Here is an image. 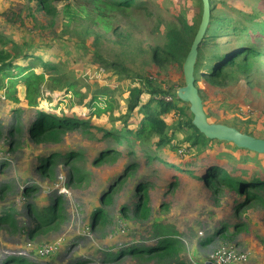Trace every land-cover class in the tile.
<instances>
[{
	"label": "rangeland",
	"instance_id": "obj_1",
	"mask_svg": "<svg viewBox=\"0 0 264 264\" xmlns=\"http://www.w3.org/2000/svg\"><path fill=\"white\" fill-rule=\"evenodd\" d=\"M135 4L143 5L130 9L131 14L126 18L134 24L129 22L122 28L144 44L160 39L178 22L179 15L192 23L201 13L199 0H137ZM213 5L215 15H227L241 23H249L248 16L264 15V0H213ZM57 6L59 13L49 16L34 3L0 0V33L6 39L5 47L16 41L27 43L31 52L39 49L40 57L56 63L63 83H74L79 91L77 95L65 86L60 87L56 81L49 80L47 72L37 105L30 103L21 78L13 84L5 79L7 83L0 89V264H7L10 257H23L32 264H165L141 261L130 255L115 261L106 254L116 253L138 241L156 243L170 233H175L180 241L182 260L191 264L211 262V253L222 246L244 252L248 259L240 264H264V202H253L236 215L235 207L243 196L229 188L213 194L193 175L167 163L182 160L183 167L195 169L196 161L212 162L227 168L228 173H232L230 165L238 171L262 175L264 154L217 139L205 147L191 146L186 138L192 130L180 127L181 119L193 116L190 104L180 103L184 114L173 110L164 114L168 133L173 135V140L165 146L155 144L157 137L131 138L133 145L126 139L114 141L90 125L84 128L92 133L77 128L63 133L60 141L37 142L30 137L29 128L37 109L76 116L89 124L111 127V122L118 121L115 126L121 127L128 121L125 127H138L144 119L139 107L152 94L142 93L139 105L127 117L133 86H147L145 80L150 79L153 87L159 85L165 91L156 98L172 101L177 88L185 84L183 64L173 61L158 67L147 55L130 58L128 70L116 74L94 53L98 50L109 60L119 59L121 52L113 41L95 45L93 40H87L84 46L83 37L75 31L85 26V22H76L64 32L63 3ZM233 40L228 38L232 44L226 49L237 46ZM27 62L29 59L22 61V66ZM261 63L256 65L257 72L236 74L218 83L196 74V86L210 122L234 126L264 138V66ZM35 71L40 72L41 68L36 67ZM14 88L17 89L15 96L14 93L8 96L7 91L13 92ZM101 89L105 94L99 93ZM82 94L84 102L79 104ZM94 95L104 105L112 104L113 116L106 113L87 117L93 110L89 104ZM150 106L159 108L156 102ZM107 151V156L116 151V157L96 163L95 159ZM69 154L73 156L69 158ZM53 155L57 159L53 174L42 176L35 163L41 157ZM191 161L194 162L191 164ZM132 163L135 169H126ZM140 184L146 185L143 192L147 190L151 207L150 220L144 223L133 213ZM258 191L264 197V190ZM54 199L61 206V221L50 231L29 233L35 213H47ZM32 205H36L34 210L29 207ZM98 209L105 215L104 225H99L103 217L100 221L95 218ZM6 213L11 214L14 222L12 218L3 219ZM153 221L168 227L154 231ZM235 223L242 226L235 230ZM221 224L229 226V239L216 232ZM208 238L211 240L203 244Z\"/></svg>",
	"mask_w": 264,
	"mask_h": 264
},
{
	"label": "trees",
	"instance_id": "obj_2",
	"mask_svg": "<svg viewBox=\"0 0 264 264\" xmlns=\"http://www.w3.org/2000/svg\"><path fill=\"white\" fill-rule=\"evenodd\" d=\"M24 1L34 3L39 11L49 16L57 15L59 13L57 4L63 3L62 13L64 15V25L66 27L64 32H67V29L70 28L72 24L84 21L85 26L80 30H78L79 28L75 25L77 28L75 32L83 37L82 43L84 46L87 40H93L95 45L105 42L106 40H112L114 45L117 46V50L121 52L119 59L115 61L109 60L98 50H95L94 53L99 58H102L109 68L114 69L116 74L125 73L128 70V60L137 55H147L150 61L158 67H163L173 61L183 64L199 28L203 12V1L199 0L201 4L199 19L189 23L185 16L179 15L178 22L171 25L160 39L155 42L144 44L138 42L129 30H123L122 28L123 25L127 26L129 22L134 24L133 21H128L126 18L131 14L129 13L130 9H139L142 7L143 4H135L137 0ZM210 4L211 20L204 39L199 46L195 75L198 73L200 77L207 79L209 82L218 83L236 74H252L259 71L256 65L260 61L262 62L261 65L264 66V15L248 16L246 20L249 23H241L227 15H215L213 0H210ZM232 37L234 38L232 41L233 44H237V46L232 49L230 47L226 49L229 44H232L227 41L228 38ZM222 41L223 43L225 42V44H223ZM6 43L4 35L0 33L1 90L7 81L13 84L21 78L23 85L26 87L27 97L31 99V102H29L37 105L41 85L47 81L46 74L48 73L49 80L56 81L60 87L65 86L68 90H73L74 93L77 95L79 94L74 83H63L62 75L58 72V68L54 61H48L37 54L39 49L31 52L32 50L29 49L25 42L19 44L13 41L10 47H5ZM43 52L44 51H40V53ZM26 59H29V62L22 66L23 64H21V62ZM36 67H40L41 71H35ZM5 79H7V81H5ZM145 81L147 82V86L144 84L142 87L133 86L131 88V96L128 100L126 112L128 115L127 117H129L130 112L134 111L139 105L142 93L150 91L152 95L148 102L139 107V111H143L144 113V119L138 127H125L128 121L121 127L115 126V123L118 121L111 122V127L89 124L85 122L87 120L77 118L76 116L53 114V112L47 111L46 109H37L36 116L29 128V135L37 142H42L44 140L60 141V136L63 133L76 130L77 128H82L87 133H92L89 128H84L90 125L89 127L103 132L105 138H111V140L114 141L126 139L128 142H131V138L139 140L142 136H145L147 139L150 137H157L155 144L159 147L168 145L173 140V135L168 133V125L164 118V114H168L172 110L175 112L178 111L179 114H184V107H182L180 103L187 106H189V103L182 101L177 96V92L172 101L156 98L158 95H164L165 91L161 89L159 85L153 87L150 79H146ZM16 90L17 89L14 88L13 92L7 91V95L11 96L14 93L15 96ZM99 93L103 95L105 91L101 89ZM35 100L36 102H34ZM83 102L84 94L80 95L78 99L79 104H83ZM152 102H156L159 108H151L150 104H152ZM73 103L75 102H71V104ZM89 108L93 110L90 111L92 113H89L90 115L87 117L102 116L106 113H108L106 114L107 116H113L114 114L112 104L108 103L104 105L102 99H98V95L92 96ZM192 120L193 116L191 115L189 119H181L180 122L181 128L184 127L192 130V134L186 138V141L191 142V146L194 147L208 146V142L214 139L207 138L201 133L193 124ZM131 145H133L132 142ZM108 152L109 151L102 152L95 159V162L101 163L104 160L113 159L117 155V152L114 151L111 156H107L106 153ZM72 156L73 154L68 155L69 158ZM103 156H105L104 159ZM181 162L182 160L175 161V163L168 161L167 163L176 168H180L181 172H187L193 175L194 178L204 183L213 194H219L222 190L229 188L235 191L239 196H243V200L237 202V206L235 207L236 215L240 210L253 202H264V197L258 191L264 190V174L247 173L246 170L238 171L230 165L228 168L232 170V173H228L227 168L217 166L212 162L201 161H196L195 169H189L183 167ZM193 162L194 161H191L190 163L192 164ZM56 164V156H45L41 157V159L35 163V168L42 176L50 177L54 172ZM128 168L135 169V164L132 163L128 165L126 169ZM123 175L124 174H122L117 181L120 180ZM145 187V184L137 186L136 191L138 190L140 196L133 209V213L136 214L138 221L142 223L148 222L151 216V207L149 205L147 190L143 192ZM27 195L29 196L31 193ZM29 207L34 210L36 205ZM47 209L48 211L44 215L37 212L35 213L36 218H34V224L30 228L29 233H35L39 230H41V232L50 231L52 227L61 221L62 213L58 199H54L53 203H51ZM100 217H103V219L99 225H104L106 222L105 215L98 209L95 213V218L100 221ZM11 218L12 216L9 213L3 216V219ZM12 222H14L13 218ZM151 226L152 229L157 232L168 227L165 223L159 221H153ZM239 226H242V224L238 225L235 223L233 228L238 230ZM216 230V232L220 233L221 236L225 238L229 239L231 236H228L230 233L227 232V230H229L227 224H221ZM175 235V233H170V235L152 244H143L142 241H138L137 243L122 247V249L118 250L116 253L108 251L106 257L110 260L113 259L117 261L121 260L126 255H130L141 261L154 260L159 263L164 262L165 264H191L182 260V247L179 239L176 238ZM210 240L211 238H208L202 243L206 244ZM6 263L32 264L23 257H10Z\"/></svg>",
	"mask_w": 264,
	"mask_h": 264
},
{
	"label": "water",
	"instance_id": "obj_3",
	"mask_svg": "<svg viewBox=\"0 0 264 264\" xmlns=\"http://www.w3.org/2000/svg\"><path fill=\"white\" fill-rule=\"evenodd\" d=\"M203 1L202 18L193 39L190 50L183 63V75L185 84L177 88V96L184 102L190 104V111L193 114V124L207 138L217 139L234 143L239 148L251 150L264 154V138H258L242 132L234 126L223 123L210 122L205 112L203 99L196 86L195 67L198 58L199 46L201 45L211 20L210 0ZM212 264V262H207Z\"/></svg>",
	"mask_w": 264,
	"mask_h": 264
},
{
	"label": "built area",
	"instance_id": "obj_4",
	"mask_svg": "<svg viewBox=\"0 0 264 264\" xmlns=\"http://www.w3.org/2000/svg\"><path fill=\"white\" fill-rule=\"evenodd\" d=\"M235 248L228 246L219 247L210 255L212 264H240L248 258L242 251H235Z\"/></svg>",
	"mask_w": 264,
	"mask_h": 264
}]
</instances>
